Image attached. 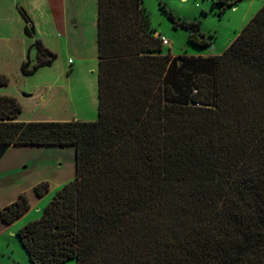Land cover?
<instances>
[{"label": "trees", "instance_id": "1", "mask_svg": "<svg viewBox=\"0 0 264 264\" xmlns=\"http://www.w3.org/2000/svg\"><path fill=\"white\" fill-rule=\"evenodd\" d=\"M161 7L192 43H212ZM155 32L144 0H99L97 120H18L21 103L0 94V153L76 148L75 178L17 232L32 264H264V4L213 56L163 53ZM31 46L28 76L57 58L41 38ZM30 207L24 192L0 217Z\"/></svg>", "mask_w": 264, "mask_h": 264}, {"label": "rangeland", "instance_id": "2", "mask_svg": "<svg viewBox=\"0 0 264 264\" xmlns=\"http://www.w3.org/2000/svg\"><path fill=\"white\" fill-rule=\"evenodd\" d=\"M263 4L264 0H241L234 6L225 7L219 0H144V5L150 14L151 27L156 29L155 34L163 35L170 41V45L164 46L163 53L172 52L174 56L220 54L262 8ZM161 6L172 12L177 21L200 22L201 30L199 33L195 32L194 36L201 38V34L204 33L212 43L206 47L192 43L189 40L190 29L182 24L176 25ZM8 7L9 1L0 0V11H6ZM41 28L45 30L42 25ZM37 38L40 37L38 35L29 37L32 43ZM211 45L216 46L215 51L209 49ZM69 56L73 60L77 58L74 54ZM65 58L67 60L68 56L61 57L60 55L58 62L61 66L65 65ZM35 61L36 56L31 62L35 63ZM97 68L91 69L83 66L78 71L72 72L70 78L64 75L59 77L60 85L63 87L57 89L58 95L60 98L65 95L66 82L69 79L72 84L70 98L81 108L79 112L82 114L79 116H85L83 114L89 116L91 113V110H88V103L92 101L90 89L98 86ZM9 77L12 90L17 89L19 84H23V81L10 75ZM28 79L29 88L33 95L37 96L35 94L36 77ZM21 116L23 121L43 120L37 119L43 116L40 110L27 109ZM98 117L99 109L95 111L93 117L80 120L94 121ZM0 159V210L3 206L17 200L24 192L28 194L31 202L30 209L10 224L3 222L0 217V263L32 264L17 232L31 220L39 218L55 192L75 178L76 148L74 145H12L0 153ZM43 181L49 182V191L38 195L35 187ZM64 264H76V260L71 259Z\"/></svg>", "mask_w": 264, "mask_h": 264}, {"label": "crops", "instance_id": "3", "mask_svg": "<svg viewBox=\"0 0 264 264\" xmlns=\"http://www.w3.org/2000/svg\"><path fill=\"white\" fill-rule=\"evenodd\" d=\"M7 1L8 9L0 11V73L15 77L23 81V84L12 90L10 80L8 85L0 86V94L14 96L21 103L22 112L18 120H23L21 115L27 109L40 110L43 116L37 119H43L41 121H68L67 119L76 120L77 117H80L79 120L93 117L99 109V0ZM20 7L30 16L35 29L34 35H38L44 44L57 54L51 65L40 67L30 76L22 72V64L29 57L34 60L36 51L25 32L26 21L20 13ZM41 25L45 30L40 29ZM73 54L77 57L76 60L69 56ZM60 55L68 56L67 60L64 59V66L58 62ZM83 66L91 69L98 66V86L90 89L92 101L88 103V110H91L89 116H79L82 114L79 112L81 108L70 98L72 84L69 79L66 82L65 95L60 98L57 92L58 88L63 87L59 77L64 75L70 78L72 72ZM29 77H36L37 96H34L29 88Z\"/></svg>", "mask_w": 264, "mask_h": 264}, {"label": "built area", "instance_id": "4", "mask_svg": "<svg viewBox=\"0 0 264 264\" xmlns=\"http://www.w3.org/2000/svg\"><path fill=\"white\" fill-rule=\"evenodd\" d=\"M161 40H162V43H163V45H170V41H169V39L168 38H166L165 36H161Z\"/></svg>", "mask_w": 264, "mask_h": 264}, {"label": "water", "instance_id": "5", "mask_svg": "<svg viewBox=\"0 0 264 264\" xmlns=\"http://www.w3.org/2000/svg\"><path fill=\"white\" fill-rule=\"evenodd\" d=\"M209 49H210L211 51H215V50H216V46H215V45H211V46L209 47Z\"/></svg>", "mask_w": 264, "mask_h": 264}]
</instances>
